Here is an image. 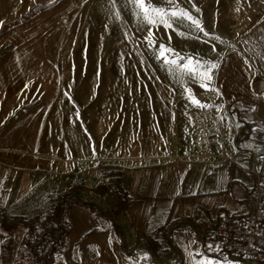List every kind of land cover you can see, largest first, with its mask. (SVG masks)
<instances>
[{
	"label": "crops",
	"instance_id": "0c3cea01",
	"mask_svg": "<svg viewBox=\"0 0 264 264\" xmlns=\"http://www.w3.org/2000/svg\"><path fill=\"white\" fill-rule=\"evenodd\" d=\"M144 2L177 6L200 20L204 32L187 20L173 19L184 37L206 39V51L193 53H206L210 62L223 61L211 73L209 87L217 91L206 95V104L214 106L207 108L212 119H223L212 120L220 137L211 141V152L175 161L128 158L109 165L103 175L101 161L106 157L88 151L86 141L78 149L56 145L53 79L39 72L52 70L53 63L42 56L46 52L39 47L35 28L71 21L86 28L87 7L106 3L0 0V218L7 216L10 221L4 222L10 224L15 218L44 216L56 197L72 194L95 209L80 205L69 210L72 230L54 264H242L209 255L202 233L212 223L248 212L253 181L229 158L240 150H257L250 135L264 133V0ZM121 3L134 7L127 0ZM164 30L169 33L153 37L183 38L173 29ZM49 31L55 33V26ZM146 35L143 30L137 36ZM221 104L230 107L228 115L216 110ZM245 130L248 134L237 147L235 134ZM83 176L86 183L80 188L77 179ZM123 199L127 205L118 214ZM173 221L180 225L168 243L156 233ZM25 233L23 225L7 231L0 223V264L16 261ZM147 238L160 244L157 259L147 249Z\"/></svg>",
	"mask_w": 264,
	"mask_h": 264
},
{
	"label": "rangeland",
	"instance_id": "374dc122",
	"mask_svg": "<svg viewBox=\"0 0 264 264\" xmlns=\"http://www.w3.org/2000/svg\"><path fill=\"white\" fill-rule=\"evenodd\" d=\"M100 1L106 4L87 7L86 28L71 21L39 23L34 31L46 52L42 56L53 63L52 70L39 72L53 79L56 145L78 149L86 141L88 151H101L106 157L101 161L103 175L109 165L128 158L175 161L211 152V141L220 137L212 120L223 119H212L210 110L190 103L184 86L203 104L208 91L186 80L179 69L157 61L144 37L137 36L151 26L137 15L131 21L135 7L121 3L126 0ZM163 27H152V34L169 33L161 31ZM153 39L156 47L164 44L180 56L207 61L206 53L192 52L206 51V39ZM230 110L221 104L218 113L224 116Z\"/></svg>",
	"mask_w": 264,
	"mask_h": 264
},
{
	"label": "built area",
	"instance_id": "2783aa9c",
	"mask_svg": "<svg viewBox=\"0 0 264 264\" xmlns=\"http://www.w3.org/2000/svg\"><path fill=\"white\" fill-rule=\"evenodd\" d=\"M247 134V130L235 134L237 147ZM250 139L257 150H240L229 158L253 181L247 199L248 212L241 217L210 224L203 231L202 239L211 256L242 264H264V133L254 132ZM77 185L85 186L83 177H78Z\"/></svg>",
	"mask_w": 264,
	"mask_h": 264
},
{
	"label": "trees",
	"instance_id": "16d2710c",
	"mask_svg": "<svg viewBox=\"0 0 264 264\" xmlns=\"http://www.w3.org/2000/svg\"><path fill=\"white\" fill-rule=\"evenodd\" d=\"M80 205L95 209L94 205L85 203L79 196L67 194L56 197L50 211L44 216H34L28 219L15 218L8 224L4 221L9 218L2 215L0 223L5 230L12 231L19 225L26 227V233L13 264H54L64 251L72 230L68 212ZM126 205L127 200H121L117 213L122 212ZM179 225V221L170 222L160 227L156 234L161 235L165 242L170 243V236L179 228ZM159 247L160 244L156 240L147 238V249L155 259L158 257Z\"/></svg>",
	"mask_w": 264,
	"mask_h": 264
},
{
	"label": "snow or ice",
	"instance_id": "6c2138e0",
	"mask_svg": "<svg viewBox=\"0 0 264 264\" xmlns=\"http://www.w3.org/2000/svg\"><path fill=\"white\" fill-rule=\"evenodd\" d=\"M127 2L133 4V6L137 9V12L134 13V15H137L138 19H142L146 25L151 26L148 28L147 35L144 37V42L155 51V58L158 62L162 61L166 68L175 67L179 69L180 74L183 75L186 80L191 79L192 81L197 82L199 86L204 88L206 91H217L215 88H210L209 84L212 80V70L218 68L223 62L222 60L210 62L194 59L193 57L180 56L171 48H167L164 44H160L159 47H156L155 40L152 35L151 28H158L161 24H163L166 29L172 28L176 31L177 35L181 37L186 36V33L173 27V24L171 23L173 19L178 21L187 20L196 29L204 32V28L202 27L200 20L193 17L186 10L177 6L172 8L157 7L151 4H146L144 0H127ZM193 7L195 6L193 5ZM196 10L199 11V9ZM205 35H208V33L205 32ZM168 39L171 41V35H169ZM216 39H219V37H216ZM213 51H215V48H213ZM184 92L186 94V98L189 99L190 103L194 104L196 107L201 109L214 107L213 105L203 104L195 99L194 94L191 92V89L187 87V84L184 86ZM215 108L217 111L220 110V106L218 105L215 106ZM203 264H209V262L204 261Z\"/></svg>",
	"mask_w": 264,
	"mask_h": 264
}]
</instances>
